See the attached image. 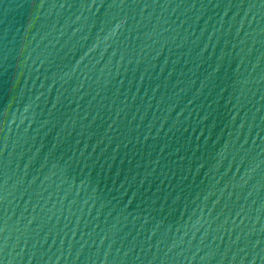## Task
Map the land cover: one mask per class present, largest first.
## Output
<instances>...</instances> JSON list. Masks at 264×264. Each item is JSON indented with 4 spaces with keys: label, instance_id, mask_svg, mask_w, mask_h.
<instances>
[{
    "label": "water",
    "instance_id": "water-1",
    "mask_svg": "<svg viewBox=\"0 0 264 264\" xmlns=\"http://www.w3.org/2000/svg\"><path fill=\"white\" fill-rule=\"evenodd\" d=\"M0 264H264V0H0Z\"/></svg>",
    "mask_w": 264,
    "mask_h": 264
}]
</instances>
